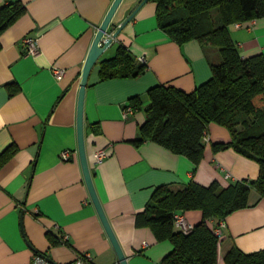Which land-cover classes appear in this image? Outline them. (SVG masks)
Here are the masks:
<instances>
[{
  "label": "crops",
  "instance_id": "0c3cea01",
  "mask_svg": "<svg viewBox=\"0 0 264 264\" xmlns=\"http://www.w3.org/2000/svg\"><path fill=\"white\" fill-rule=\"evenodd\" d=\"M115 1L0 0V9L11 2L27 9L1 36L0 158L16 152L0 166V264H32L38 255L48 264H71L85 255L93 264H121L92 201L78 142L83 70ZM142 1L124 0L110 31ZM230 33L243 58L264 54V18L234 24ZM27 38L37 40L38 54L27 53ZM121 45L138 61L145 58L147 72L137 79L100 82V63ZM219 60L216 48L199 41L174 42L159 28L157 5L148 2L93 69L85 100L87 155L95 189L129 264H163L173 250L170 241L159 242L151 228L137 225L158 188H184L193 181L228 187L260 176L256 161L233 149L214 150L232 141L217 124L209 126L198 167L156 143L135 144L147 121L148 92L166 85L193 93L211 80L212 64ZM55 69L65 71L62 80ZM138 96L145 107L135 109L130 100ZM129 107L133 112L127 116ZM101 149L108 158L97 167L95 154ZM66 151L69 160L62 158ZM180 214L193 227L203 221L201 211ZM223 222L216 264H226L233 247L246 254L264 250V198L257 190L251 191L249 207ZM210 224L219 226L218 220Z\"/></svg>",
  "mask_w": 264,
  "mask_h": 264
},
{
  "label": "trees",
  "instance_id": "16d2710c",
  "mask_svg": "<svg viewBox=\"0 0 264 264\" xmlns=\"http://www.w3.org/2000/svg\"><path fill=\"white\" fill-rule=\"evenodd\" d=\"M157 5L159 28L174 42L183 45L199 41L216 48L220 60L212 64L211 80L193 93L160 85L148 92L147 121L141 128L137 146L156 143L173 154L189 158L198 167L205 156V138L211 124L226 128L232 136L228 144L214 150L233 149L260 165L254 182L209 187L191 182L184 188L163 186L156 190L145 211L137 218L139 227L151 228L159 242L170 241L172 252L163 264H216L220 239L210 222L225 221L236 211L249 207L253 189L264 198V54L243 58L233 40L230 27L264 18V0H151ZM27 12L22 2H11L0 9L1 36ZM100 82L137 79L148 65L138 61L121 45L116 55L100 63ZM19 92L12 90L13 96ZM142 97L130 105L145 107ZM9 150L0 166L15 153ZM201 211L203 221L189 234L175 231V216ZM226 264H264V250L246 254L233 247L225 256Z\"/></svg>",
  "mask_w": 264,
  "mask_h": 264
},
{
  "label": "water",
  "instance_id": "95a60500",
  "mask_svg": "<svg viewBox=\"0 0 264 264\" xmlns=\"http://www.w3.org/2000/svg\"><path fill=\"white\" fill-rule=\"evenodd\" d=\"M151 0H143L137 9L130 15V17L119 27L116 31H110L113 26L114 19L120 10L124 0H116L109 11L103 25L101 26L99 33L95 39L93 47L90 51L88 59L86 61L82 82H81V90L79 96L78 103V142H79V155L80 160L85 176V180L92 198V201L98 211V214L101 218V221L105 227V230L113 244V247L118 255L119 261L121 264H129L128 259L115 235L111 224L107 218V215L103 209L97 191L95 189V185L93 182V176L91 173V168L88 160L87 149H86V136H85V100L87 94V88L89 86V81L93 69L98 64L99 60L102 58L106 50L113 44V42L118 39V37L122 34L125 28L134 20L138 12Z\"/></svg>",
  "mask_w": 264,
  "mask_h": 264
},
{
  "label": "built area",
  "instance_id": "2783aa9c",
  "mask_svg": "<svg viewBox=\"0 0 264 264\" xmlns=\"http://www.w3.org/2000/svg\"><path fill=\"white\" fill-rule=\"evenodd\" d=\"M24 46L27 50V53L29 55H36L39 52L38 42L35 39L27 38L24 41ZM140 62L145 63V58H141ZM55 76L58 80H62L65 76V71L61 69H55ZM133 112V108L129 107L127 108L125 114L128 116ZM62 158L64 160H69L70 153L68 151L64 152L62 155ZM96 162L95 165L97 167L101 166L105 160L108 158V152L106 149H101L96 152L95 154ZM225 223L221 222L219 226L214 228L215 235L221 240L223 237V229L225 228ZM175 227L180 230V232L184 234H189L194 230V227L188 223V221L184 218L183 215L180 213L175 216ZM66 239H68L66 237ZM47 258L44 256H36L32 264H48ZM71 264H93L92 258L90 255H85L79 257L75 262Z\"/></svg>",
  "mask_w": 264,
  "mask_h": 264
}]
</instances>
